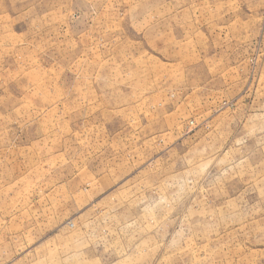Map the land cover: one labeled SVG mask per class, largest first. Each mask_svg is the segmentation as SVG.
Segmentation results:
<instances>
[{
    "label": "rangeland",
    "instance_id": "obj_1",
    "mask_svg": "<svg viewBox=\"0 0 264 264\" xmlns=\"http://www.w3.org/2000/svg\"><path fill=\"white\" fill-rule=\"evenodd\" d=\"M0 264H264V0H0Z\"/></svg>",
    "mask_w": 264,
    "mask_h": 264
}]
</instances>
